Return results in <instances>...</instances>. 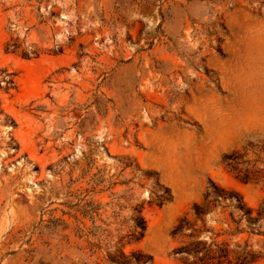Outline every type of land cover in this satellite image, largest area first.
<instances>
[{
	"label": "rangeland",
	"instance_id": "1",
	"mask_svg": "<svg viewBox=\"0 0 264 264\" xmlns=\"http://www.w3.org/2000/svg\"><path fill=\"white\" fill-rule=\"evenodd\" d=\"M211 180L264 201V0H0V264H187Z\"/></svg>",
	"mask_w": 264,
	"mask_h": 264
},
{
	"label": "trees",
	"instance_id": "2",
	"mask_svg": "<svg viewBox=\"0 0 264 264\" xmlns=\"http://www.w3.org/2000/svg\"><path fill=\"white\" fill-rule=\"evenodd\" d=\"M225 158L235 170L239 168L235 165L237 161L234 154ZM250 174L251 171L247 169L242 178L249 181ZM192 214L193 217L188 214L181 217L172 231L173 236L190 239L188 243L173 250V253L182 254L187 264H226L233 260L237 264H254L262 257L261 252L255 253L249 249L247 242L244 246L236 244L237 249L232 258L233 251L229 247V240L245 231L264 235V201L258 208L251 207L239 191L223 187L211 180L203 199L194 202ZM210 218L226 227L216 230L208 224ZM244 218L247 219L249 230L241 227ZM136 227L141 230L134 235V240L139 241L147 229V222L141 215L136 218ZM202 233L211 235L204 237ZM225 235L229 238L219 240V237ZM104 259L108 264H165L156 263L153 255L141 249L127 252L124 244L114 250L107 247Z\"/></svg>",
	"mask_w": 264,
	"mask_h": 264
}]
</instances>
